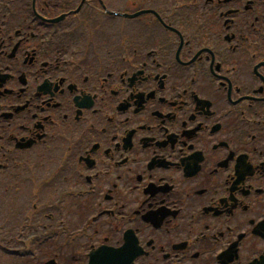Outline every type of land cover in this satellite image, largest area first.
<instances>
[{
  "label": "flooded vegetation",
  "instance_id": "1",
  "mask_svg": "<svg viewBox=\"0 0 264 264\" xmlns=\"http://www.w3.org/2000/svg\"><path fill=\"white\" fill-rule=\"evenodd\" d=\"M82 1L0 0V264H264V0Z\"/></svg>",
  "mask_w": 264,
  "mask_h": 264
},
{
  "label": "water",
  "instance_id": "2",
  "mask_svg": "<svg viewBox=\"0 0 264 264\" xmlns=\"http://www.w3.org/2000/svg\"><path fill=\"white\" fill-rule=\"evenodd\" d=\"M97 257H95L93 260H92V263L91 264H96L95 261H96Z\"/></svg>",
  "mask_w": 264,
  "mask_h": 264
}]
</instances>
